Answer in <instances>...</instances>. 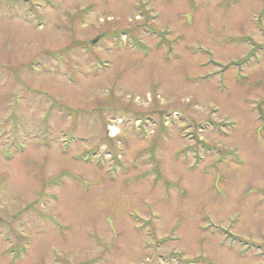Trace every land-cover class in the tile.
Segmentation results:
<instances>
[{
  "label": "rangeland",
  "instance_id": "1",
  "mask_svg": "<svg viewBox=\"0 0 264 264\" xmlns=\"http://www.w3.org/2000/svg\"><path fill=\"white\" fill-rule=\"evenodd\" d=\"M0 264H264V0H0Z\"/></svg>",
  "mask_w": 264,
  "mask_h": 264
}]
</instances>
